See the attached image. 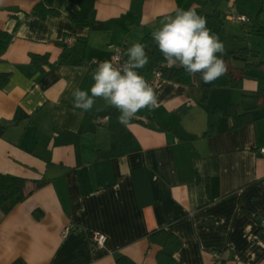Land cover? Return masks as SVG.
<instances>
[{
	"label": "crops",
	"instance_id": "obj_1",
	"mask_svg": "<svg viewBox=\"0 0 264 264\" xmlns=\"http://www.w3.org/2000/svg\"><path fill=\"white\" fill-rule=\"evenodd\" d=\"M246 3L186 0L182 9L217 12L207 27L225 48H249L256 65L264 42L251 31L264 27V1ZM36 4L56 14L40 17ZM176 8L175 0H0V73L8 74L0 173L26 180L30 192L0 210V264H116L119 255L157 264L147 235L159 228L180 240L174 264H264V105L238 128L229 115L231 105L252 104L245 96L264 88V70L246 69L240 88L225 74L212 84L161 79L159 106L128 126L118 112L101 114L115 110L102 98L83 116L73 108L72 90L93 84L92 59L109 60L110 45L127 53ZM96 233L102 247L91 242Z\"/></svg>",
	"mask_w": 264,
	"mask_h": 264
},
{
	"label": "clouds",
	"instance_id": "obj_2",
	"mask_svg": "<svg viewBox=\"0 0 264 264\" xmlns=\"http://www.w3.org/2000/svg\"><path fill=\"white\" fill-rule=\"evenodd\" d=\"M151 37L169 67L183 69L190 77L199 74L205 84H212L227 72L223 42L194 7L174 9V14L166 15ZM126 55L122 65L111 60L100 62L92 72L89 90H72L73 108L79 109L81 116L92 110L97 98H102L118 111L119 123L128 126L142 109L159 106L157 92L138 71L149 64L145 45L132 44Z\"/></svg>",
	"mask_w": 264,
	"mask_h": 264
},
{
	"label": "trees",
	"instance_id": "obj_3",
	"mask_svg": "<svg viewBox=\"0 0 264 264\" xmlns=\"http://www.w3.org/2000/svg\"><path fill=\"white\" fill-rule=\"evenodd\" d=\"M185 1L186 0H175L176 5L179 8L183 7ZM32 12L40 17H45L48 14H56L55 11L46 9L41 4H36L33 7ZM203 17L209 18L216 22L219 21V14L217 12H214L212 15ZM251 33L255 36L264 38V27H259L258 29L252 30ZM3 38H5V33L0 31V52H2V50L4 49V44L2 41ZM140 43L145 45V51L149 56V64L145 68L138 70L144 77H148V75L154 68L160 70L161 79L175 81L183 84H190L195 78L200 77L199 74L190 77L183 71V69L166 66L164 64L166 61L157 49L155 42L151 37V34L145 36ZM251 53V50L247 47L225 48V55L223 56V59L227 65V72L225 75L229 77L231 87L240 88L242 86L243 79L248 76L246 74V69L255 67L264 70V60L260 61L256 65L247 63V59L251 55ZM232 60L243 61L245 62V65L240 69L233 68L231 64ZM37 61L38 58L36 56H32V62L36 63ZM7 80L8 74L0 73V88L7 83ZM245 97L251 99L253 102L249 107L245 108L243 112H239V105H231L229 109V115L232 119V128L241 127L245 124L251 123L254 120L250 111L257 108L258 106L264 105V88H262L260 91H254ZM115 112L118 111L109 110L101 114L107 115ZM1 131L2 128L0 127V134ZM26 183L27 181L22 178L0 173V210L4 214H7L9 211H11L16 204L23 201L30 193L26 191ZM35 186H40V183H36ZM147 239L150 244L159 246V250L156 253L157 264H174V253L180 246V240L175 234L163 228H159L150 231L147 235ZM115 263L136 264L133 260L124 255L117 256Z\"/></svg>",
	"mask_w": 264,
	"mask_h": 264
},
{
	"label": "built area",
	"instance_id": "obj_4",
	"mask_svg": "<svg viewBox=\"0 0 264 264\" xmlns=\"http://www.w3.org/2000/svg\"><path fill=\"white\" fill-rule=\"evenodd\" d=\"M235 18L240 22L247 21L246 17L243 15H237ZM71 43H72V40L70 38L65 40V44L67 47L71 46ZM109 47L111 48V54L109 56V60L113 61L117 65H122L128 58L126 55V52L124 50V47L123 46H117V45H110ZM91 61H92V63L95 64V66H98V64L100 62H102V61L96 60V59H92ZM146 80L154 88L157 85V83L161 80L160 70L157 68H154L151 71V73L148 75ZM260 152L264 153V149H260ZM68 230H69V226H65L62 234L65 235ZM258 231L261 232L262 234H264V218L260 219L258 222ZM105 241H106V237L103 234L96 233V234L92 235V237H91V242L96 247H102L104 245ZM213 257H214V259H219L220 254L214 253Z\"/></svg>",
	"mask_w": 264,
	"mask_h": 264
},
{
	"label": "rangeland",
	"instance_id": "obj_5",
	"mask_svg": "<svg viewBox=\"0 0 264 264\" xmlns=\"http://www.w3.org/2000/svg\"><path fill=\"white\" fill-rule=\"evenodd\" d=\"M250 1H251V0H246V2H247L246 5L249 4ZM260 13H261V12H260ZM243 16L246 17L247 21H250V17H249V16H247V15H243ZM252 20H253L254 22H256L255 15L252 17ZM247 23H249V22H247ZM254 38H256L255 41H257V42H264V38H261V37H258V36H255ZM261 50L264 51V49H261Z\"/></svg>",
	"mask_w": 264,
	"mask_h": 264
}]
</instances>
